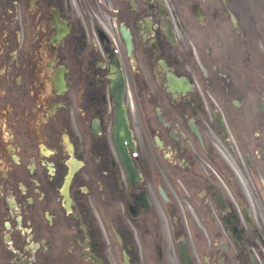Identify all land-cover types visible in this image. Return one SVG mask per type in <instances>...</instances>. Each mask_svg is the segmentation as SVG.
Wrapping results in <instances>:
<instances>
[{
  "label": "flooded vegetation",
  "instance_id": "1",
  "mask_svg": "<svg viewBox=\"0 0 264 264\" xmlns=\"http://www.w3.org/2000/svg\"><path fill=\"white\" fill-rule=\"evenodd\" d=\"M182 253L264 264V0H0V264Z\"/></svg>",
  "mask_w": 264,
  "mask_h": 264
}]
</instances>
